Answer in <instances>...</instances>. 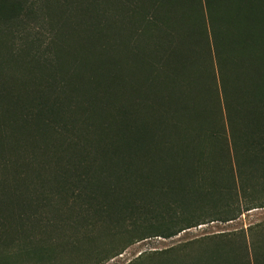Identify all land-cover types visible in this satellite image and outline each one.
<instances>
[{
  "label": "trees",
  "instance_id": "16d2710c",
  "mask_svg": "<svg viewBox=\"0 0 264 264\" xmlns=\"http://www.w3.org/2000/svg\"><path fill=\"white\" fill-rule=\"evenodd\" d=\"M263 207L264 0H0V264ZM129 264H264V229Z\"/></svg>",
  "mask_w": 264,
  "mask_h": 264
},
{
  "label": "rangeland",
  "instance_id": "374dc122",
  "mask_svg": "<svg viewBox=\"0 0 264 264\" xmlns=\"http://www.w3.org/2000/svg\"><path fill=\"white\" fill-rule=\"evenodd\" d=\"M216 216L211 212L201 214L196 225L170 239L152 238L143 240L126 248L120 255L109 258L103 264H129L136 258L148 252L166 251L182 245L193 244L195 241L218 234L235 235L244 232L247 236L264 229V207L242 213L236 220L223 223L215 221ZM255 239V238H254ZM83 263L86 261L81 260Z\"/></svg>",
  "mask_w": 264,
  "mask_h": 264
}]
</instances>
